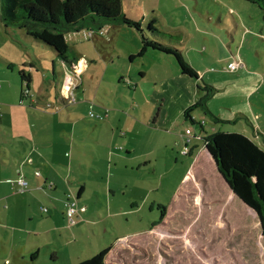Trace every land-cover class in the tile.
Segmentation results:
<instances>
[{
  "label": "rangeland",
  "instance_id": "1",
  "mask_svg": "<svg viewBox=\"0 0 264 264\" xmlns=\"http://www.w3.org/2000/svg\"><path fill=\"white\" fill-rule=\"evenodd\" d=\"M121 11L139 22L150 39L178 49L199 78L180 75L174 57L156 49L138 57L140 33L122 21L94 30L88 39L81 30L66 35L76 57L87 62L78 72L41 46L23 48L22 42L29 43L20 29L0 19L1 71L24 92L21 103L34 116L49 118V130L59 140H52L55 148L67 141L66 155L76 159L66 168L65 157L57 155L62 162L58 169L64 166L65 171L58 173L57 189L46 184L47 191L50 196L59 193L63 207L68 197L85 207L75 225L65 218L69 243L53 238L47 247L40 237L19 231L30 224L24 211L0 205V264H30L34 251L36 263L46 264L49 250L55 251L57 263H75L105 247H110L106 264L133 259H140L134 264H264L259 219L232 193L204 150V139L216 130L243 133L264 149V137L253 133L248 120L229 113L235 102H242L233 94L246 96L255 88L244 99L253 126L264 133L263 14L245 0H122ZM1 59L15 65L11 72ZM230 59L255 72L257 82L240 83V69L226 70ZM19 72L30 81L21 83ZM175 73L180 78H172ZM167 77L165 86L155 85ZM191 94L193 103L205 99L210 111L192 109L203 131L183 115L177 124L160 128L161 117L174 116ZM161 105L169 109L161 110ZM103 110L106 115L97 118ZM81 185L83 194L76 199ZM51 202L35 205L38 217L30 230L50 216ZM115 239L122 240L115 246Z\"/></svg>",
  "mask_w": 264,
  "mask_h": 264
},
{
  "label": "trees",
  "instance_id": "2",
  "mask_svg": "<svg viewBox=\"0 0 264 264\" xmlns=\"http://www.w3.org/2000/svg\"><path fill=\"white\" fill-rule=\"evenodd\" d=\"M245 1L255 5L264 16V0ZM121 9L122 0H0V19L22 30L24 38L31 44L53 52L60 61L72 65L76 57L67 42L68 33L83 29L98 31L106 24L122 21L140 33L141 41L136 53L138 57L144 56L148 49H156L172 55L182 75L195 80L199 78V74L178 49L150 39L141 31L140 23L127 19ZM148 30L156 34L152 27ZM162 36L165 37L164 34ZM18 77L21 83L30 81L23 72H19ZM24 96L21 91L20 98ZM196 106L202 107L205 113L210 112L203 99L184 109L185 120H190V112ZM251 127L253 133L264 137V133ZM204 141V148L229 189L255 212L264 240V149L251 137L240 132L216 130ZM81 188L78 195L81 194ZM109 248L105 247L89 258L68 264H106ZM36 259L37 252L34 251L29 255V263L39 264ZM56 261V253L51 251L46 264H66Z\"/></svg>",
  "mask_w": 264,
  "mask_h": 264
},
{
  "label": "crops",
  "instance_id": "3",
  "mask_svg": "<svg viewBox=\"0 0 264 264\" xmlns=\"http://www.w3.org/2000/svg\"><path fill=\"white\" fill-rule=\"evenodd\" d=\"M20 32L23 33L22 30H20ZM24 40L27 41L25 38ZM22 43L23 48L32 49L33 47L35 50H37V45H33L28 42L29 44H27L26 46V43ZM72 51L75 55L74 50ZM232 60L233 59H230L229 61ZM2 61L6 65L9 72H11L12 68L15 67V65L11 64L10 62L8 63L4 60ZM240 63L243 65L241 61ZM72 66L73 70L75 69L76 71L81 72L84 68H86L87 62L83 57H76V62ZM239 69L240 71L237 74V77L240 83H243L244 85H250L257 82L258 77L255 72H250L247 70L245 71V66H242ZM178 71L180 73V70ZM213 71L214 70L210 69L208 72H212V74H214ZM4 72L0 69V205H3V208L7 211H24V213L27 214L31 224V222L37 220L38 217L36 216L37 208H35V205L38 204L43 206L44 200H47L48 202L52 201L51 203L53 205L49 203V206H53L54 208L51 212H49L50 216L47 219H41L40 222L36 224V228L34 229L30 230V224H28L26 228L20 227L19 231L25 233L27 231L28 234H34L35 239L40 237L41 241L45 242V245L47 247L53 245V238H57L59 241L65 239L66 243H69V240H67L66 238V236H68V233L66 232L67 228L65 224L66 221L64 213L65 209L63 207V197L59 198V193L57 194V192H55V196H50L47 191L49 189H47L46 184L48 185L51 183V190L55 191L58 185V178H60V175L58 173L60 171L62 173L65 171L62 170L64 166L58 169L60 163H62L57 160L58 154L65 157L64 163L66 168L68 166L72 167L76 159L72 155L71 159H68V155H66L68 153L67 141H62V143L59 144V147L55 148L52 140L55 139L57 142H59V140L55 138V134L54 136H52V131L49 130V118L43 117L42 119H39L38 117L33 115V113L26 105H23L21 103L22 100L20 98V89L18 88V84H15L12 77L6 75ZM180 75L182 74L180 73ZM171 77L180 78L177 73H175V75L172 74ZM158 82L162 83L161 86H165V82H168V77L166 79L158 78L155 84L156 86H160ZM213 83L214 82H212L211 84L214 85ZM253 90H255V88L249 90V93ZM247 95L243 96L242 94H233V96L240 97L242 102H235L233 104L232 109H236L238 112L234 111L236 113H233L232 109L229 108V113L233 118H237L239 116L244 117L248 120V123L253 126L254 124L251 120L253 116L252 113L250 114L251 107L247 105L244 99V97H247ZM195 98L196 97L194 96V94H191V97L185 100L182 106H178L174 116H170L165 113L161 117V113H159L157 115V118L153 120L152 124L155 125L159 121L160 117V128L177 124L179 122L180 116L183 115L184 109L187 106L191 105L195 101ZM244 101L245 104L243 105ZM167 109H169V107H161V110ZM101 112L99 113V115H102L104 117L107 113V110H103V114ZM234 114H238L239 116L234 117ZM191 119H193V122L191 121ZM225 120L227 121L231 119ZM185 121H190L191 123L198 122V120L192 115V111L190 112V120L188 119ZM200 129L203 131L201 124ZM204 150L206 151L205 148ZM35 171L39 172L38 177L34 176ZM19 178H23L27 181L26 187L22 188L18 184ZM81 186L82 188L79 186V189L75 195L76 199H80L83 194L84 185ZM80 188L82 189L81 194L78 195ZM64 191L65 190L63 189V194ZM37 192H39V194H37ZM38 210L40 211L39 214H41V208L39 206ZM20 214V219L23 223L24 215L22 213ZM80 216L81 215L78 214L77 219ZM53 232H55V237L51 235V233ZM138 236L140 235H136L135 238H137ZM44 237H46L48 240L44 239ZM133 238L134 237L130 239L133 240ZM120 240L122 239H115L113 245L116 246V244ZM33 245L37 247V243ZM134 246L143 253H146L144 250H142L143 247H141L140 245L134 244ZM51 251L52 250H49L50 253ZM139 260L140 259H133L132 263L130 264H134L135 262L139 263Z\"/></svg>",
  "mask_w": 264,
  "mask_h": 264
},
{
  "label": "built area",
  "instance_id": "4",
  "mask_svg": "<svg viewBox=\"0 0 264 264\" xmlns=\"http://www.w3.org/2000/svg\"><path fill=\"white\" fill-rule=\"evenodd\" d=\"M81 31H82V37L84 39H88V38H91L92 37L93 31L91 29L81 30ZM242 66L243 65L240 63L239 60H233V61H229L227 63V68L226 69L228 71H230V72H234V71L238 70ZM70 84H71V80H70V78H67V80L65 82V85L70 86ZM76 91L79 92L77 89H76ZM73 97H74L73 98V101H74V99H76L74 93H73ZM97 118L101 119V118H103V116L98 114L97 115ZM185 132H186V139L190 138L189 137L190 130L189 129H186ZM181 136L183 137L184 135L181 134ZM183 152L184 153H187L188 152L186 145H184ZM34 174L36 176H39V172L38 171H35ZM18 184L22 188H24V187L27 186V181L25 179H23V178H19L18 179ZM48 187H51V183L48 184ZM77 204L78 203L76 202L75 199L74 200H71V199H69V197H68V199H66L64 201V207H65V212L64 213H65V218H66V220L68 222L67 224L69 226L75 225L78 214L85 212V207L84 206H78Z\"/></svg>",
  "mask_w": 264,
  "mask_h": 264
},
{
  "label": "water",
  "instance_id": "5",
  "mask_svg": "<svg viewBox=\"0 0 264 264\" xmlns=\"http://www.w3.org/2000/svg\"><path fill=\"white\" fill-rule=\"evenodd\" d=\"M214 162V161H213ZM214 164H215V162H214ZM215 166H216V164H215ZM222 177V176H221Z\"/></svg>",
  "mask_w": 264,
  "mask_h": 264
}]
</instances>
